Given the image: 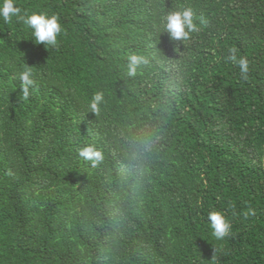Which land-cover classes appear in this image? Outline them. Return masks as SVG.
Masks as SVG:
<instances>
[{"label":"trees","instance_id":"16d2710c","mask_svg":"<svg viewBox=\"0 0 264 264\" xmlns=\"http://www.w3.org/2000/svg\"><path fill=\"white\" fill-rule=\"evenodd\" d=\"M15 6L62 32L36 44L0 18V264H264V0ZM184 7L200 31L172 41L161 18ZM131 54L146 59L135 75Z\"/></svg>","mask_w":264,"mask_h":264},{"label":"clouds","instance_id":"9594fccd","mask_svg":"<svg viewBox=\"0 0 264 264\" xmlns=\"http://www.w3.org/2000/svg\"><path fill=\"white\" fill-rule=\"evenodd\" d=\"M16 5V0H0V18L5 23H12L14 18L16 22H23L29 29L32 30V35L35 38L36 44H43L50 47L57 45V37L62 32V27L58 15H49L45 12L31 13L26 10L22 12L21 8ZM194 10L191 7H184L181 10L170 11L161 18V28L166 31L172 41H187L190 35L200 31V28L194 23ZM205 21L201 20L200 24ZM236 49H232L233 55L229 57L235 62L241 72L242 77L247 78L249 72V61L246 57L237 59ZM146 63L144 56L140 54H131L128 56L127 71L129 75H135L138 67ZM21 82V91L24 98L30 95V87L34 86L33 73L31 68H25L18 74ZM103 91H97L91 98L89 108L92 112L98 113L101 105L104 102ZM79 156L84 160L92 162L93 165L99 163L103 156L101 152L94 146L88 145L79 150ZM208 219L210 226L213 229V234L217 239H222L229 235L231 231V223L220 212L209 213Z\"/></svg>","mask_w":264,"mask_h":264}]
</instances>
